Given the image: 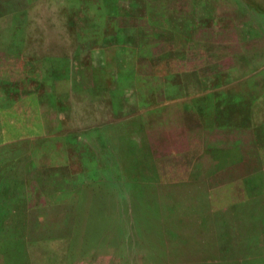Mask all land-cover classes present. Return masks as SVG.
Masks as SVG:
<instances>
[{
  "label": "rangeland",
  "instance_id": "rangeland-1",
  "mask_svg": "<svg viewBox=\"0 0 264 264\" xmlns=\"http://www.w3.org/2000/svg\"><path fill=\"white\" fill-rule=\"evenodd\" d=\"M0 128V231L46 257L264 264V0H0Z\"/></svg>",
  "mask_w": 264,
  "mask_h": 264
},
{
  "label": "crops",
  "instance_id": "crops-1",
  "mask_svg": "<svg viewBox=\"0 0 264 264\" xmlns=\"http://www.w3.org/2000/svg\"><path fill=\"white\" fill-rule=\"evenodd\" d=\"M10 45H13V42H10ZM5 54L8 56V58L14 60L13 62L14 64H4V67L6 69L13 71L16 74L15 79H20L21 81L28 82L30 80V69H29V62H28L29 59H26L23 53L14 54L10 52L8 54L7 53ZM35 87L38 89V90H35L36 91L35 95H39L42 92L40 90L42 86L40 84H37V86ZM200 89L204 92L206 91L203 88H200ZM13 90L16 93L21 94L20 96H24L25 94L29 93L28 86L23 85V84H17L16 88H14ZM39 120L40 118L38 119L37 123L31 126L29 122H25V121H29V119H26V117H24L21 128L23 130H26L25 132L27 133L22 134L21 136H30V131L31 130L34 131L35 128H37L38 130L37 136L41 135L40 130L41 131L43 130V124H42L43 122L42 120H40L41 121L40 123ZM105 124L113 125L114 122L113 121L110 122V120H107ZM9 128L15 131L18 127H14V124H11ZM12 130H9V131H12ZM55 133H56V129L54 130V134ZM0 136H8V134L6 132L3 133L2 129L0 128ZM1 142H3V140L0 138V143ZM25 142L29 143L30 139L27 138V141ZM69 143H70L69 147L73 149V152L75 153V156L77 158L76 160H80L79 162L84 163L86 165L92 164L91 163L92 158L93 159L95 158L93 156V153H91V149L95 151L94 148L87 147L88 149H85L84 145L79 142H77L76 144L71 143V142ZM107 152H109V149H107ZM35 157L36 155H34V153L31 154L30 150L27 151L26 158L28 160H30L31 158L35 159ZM29 190H30V187H29ZM25 217H27V219L26 221H22L23 225H21V231L19 235L17 236L18 237L17 240H15L12 234H10L9 232L0 231V264H93L92 262L87 261L86 255L88 254V252L86 250H82L81 252L83 253V256H84L82 261L66 263L64 261L65 255L69 253H73L74 250H72L71 247L65 246L64 242L60 246H58V248H56L55 250L54 254H57L58 256L57 258L56 257L54 258L46 257L45 251L43 252L41 250L39 245H44L43 242H45V240H42V239H46L45 237L41 236L37 238L40 241L35 243L36 247L35 246L31 247L30 237H29L30 234L29 232L25 231V225H26V222H28L27 220L29 218L28 216H25ZM73 235L75 236V234ZM74 236H73V239H74ZM33 255L34 256L36 255L37 257L31 258L30 256H33Z\"/></svg>",
  "mask_w": 264,
  "mask_h": 264
},
{
  "label": "trees",
  "instance_id": "trees-1",
  "mask_svg": "<svg viewBox=\"0 0 264 264\" xmlns=\"http://www.w3.org/2000/svg\"><path fill=\"white\" fill-rule=\"evenodd\" d=\"M167 31H172L171 29H166ZM176 42L173 40V43L171 42V46H172V49L169 51V54H168V58L166 60L167 64H171V62H174L175 60H181L184 56L183 52L181 50H178L176 49ZM187 55V53H186ZM185 57V56H184ZM188 57V55H187ZM214 74L210 75L208 74V77L206 76L207 73H203V74H199L198 72L195 74L196 75V78L198 80V83H199V87L200 88H203L205 90H209V89H212L215 85L221 83V79H223L227 73L226 70L222 69L220 71H217V72H213ZM212 79V81L210 80ZM224 100H222L221 102H223ZM229 101V100H227ZM236 102H225L224 103H221V104H224V106L222 108H220V110H229V108L233 105H235ZM207 118V117H205Z\"/></svg>",
  "mask_w": 264,
  "mask_h": 264
}]
</instances>
